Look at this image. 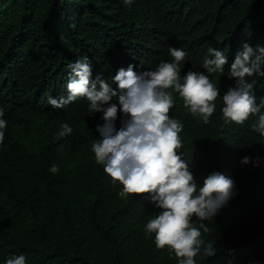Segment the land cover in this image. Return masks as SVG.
<instances>
[{
    "label": "trees",
    "instance_id": "16d2710c",
    "mask_svg": "<svg viewBox=\"0 0 264 264\" xmlns=\"http://www.w3.org/2000/svg\"><path fill=\"white\" fill-rule=\"evenodd\" d=\"M244 42L264 44V0H0V106L9 122L0 146V264L21 253L27 264H178L144 231L160 212L147 194L118 197L122 185L95 163L101 114L83 98L63 109L46 98L67 95V66L83 56L111 82L129 63L154 70L171 59L170 47L189 52L181 75L203 71L209 48L224 51L230 65ZM212 82L221 97L234 84L219 73ZM255 92L264 98V78ZM173 95L169 115L184 124L182 150L198 181L213 170L235 180L230 202L204 221L202 234L218 250L198 264H264V163H240L264 158L256 118L225 123L218 98L205 125ZM63 122L72 135L59 136Z\"/></svg>",
    "mask_w": 264,
    "mask_h": 264
},
{
    "label": "clouds",
    "instance_id": "9594fccd",
    "mask_svg": "<svg viewBox=\"0 0 264 264\" xmlns=\"http://www.w3.org/2000/svg\"><path fill=\"white\" fill-rule=\"evenodd\" d=\"M122 2L131 6L135 0ZM168 55L171 59L161 60L154 70L137 63L121 66L111 82L102 73L94 75L89 57H80L67 66V95H49L46 102L63 109L83 98L90 113L101 114L102 123L95 126L99 139L91 145L95 163L103 166L113 184L122 185L118 197L147 194L143 198L160 210L144 227L146 234L154 236L157 249L173 252L178 264H198V257L214 256L218 250L202 234V230L207 232L204 221L215 218L230 202L235 195V180L213 170L202 183L198 181L192 171L193 160L182 150L184 124L169 115L175 106L173 93L205 125L221 98L225 123L242 125L255 117L251 128L264 137V98L258 102L255 92L258 79L264 78V44L239 45L230 65L224 51L209 48L201 64L203 71L188 70L183 75L181 66L189 56L188 50L170 47ZM217 73L234 80L222 97L220 88L212 82V75ZM8 123L5 108L0 106V146L5 143ZM60 127V137L73 134L69 122ZM240 163L259 167L264 158L245 156ZM49 171L55 175L59 166L53 164ZM5 264H27V257L12 254Z\"/></svg>",
    "mask_w": 264,
    "mask_h": 264
}]
</instances>
